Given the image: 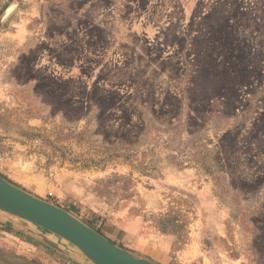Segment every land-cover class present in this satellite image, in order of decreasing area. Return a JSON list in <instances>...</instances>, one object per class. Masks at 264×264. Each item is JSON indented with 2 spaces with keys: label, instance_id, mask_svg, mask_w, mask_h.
Wrapping results in <instances>:
<instances>
[{
  "label": "rangeland",
  "instance_id": "374dc122",
  "mask_svg": "<svg viewBox=\"0 0 264 264\" xmlns=\"http://www.w3.org/2000/svg\"><path fill=\"white\" fill-rule=\"evenodd\" d=\"M0 177L155 264H264V0H0ZM0 215V264H92Z\"/></svg>",
  "mask_w": 264,
  "mask_h": 264
},
{
  "label": "water",
  "instance_id": "95a60500",
  "mask_svg": "<svg viewBox=\"0 0 264 264\" xmlns=\"http://www.w3.org/2000/svg\"><path fill=\"white\" fill-rule=\"evenodd\" d=\"M0 212L63 239L92 264H155L134 257L60 208L37 199L0 177Z\"/></svg>",
  "mask_w": 264,
  "mask_h": 264
},
{
  "label": "crops",
  "instance_id": "0c3cea01",
  "mask_svg": "<svg viewBox=\"0 0 264 264\" xmlns=\"http://www.w3.org/2000/svg\"><path fill=\"white\" fill-rule=\"evenodd\" d=\"M0 220H3V217H1V215H0ZM112 244H113V242H111ZM115 245V244H114Z\"/></svg>",
  "mask_w": 264,
  "mask_h": 264
}]
</instances>
